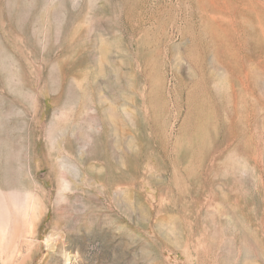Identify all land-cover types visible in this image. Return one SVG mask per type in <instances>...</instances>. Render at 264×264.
I'll use <instances>...</instances> for the list:
<instances>
[{
  "label": "rangeland",
  "instance_id": "rangeland-1",
  "mask_svg": "<svg viewBox=\"0 0 264 264\" xmlns=\"http://www.w3.org/2000/svg\"><path fill=\"white\" fill-rule=\"evenodd\" d=\"M0 264H264V0H0Z\"/></svg>",
  "mask_w": 264,
  "mask_h": 264
},
{
  "label": "bare ground",
  "instance_id": "bare-ground-1",
  "mask_svg": "<svg viewBox=\"0 0 264 264\" xmlns=\"http://www.w3.org/2000/svg\"><path fill=\"white\" fill-rule=\"evenodd\" d=\"M219 1V0H218ZM213 3H214V1H213ZM215 4V3H214ZM217 5V4H216ZM207 6V5H206ZM211 5H209V7H210ZM207 8V7H206ZM217 9V8H216ZM218 9H219V6H218ZM205 15V14H204ZM223 18V17H222ZM235 21V20H234ZM233 22V21H232ZM262 31V30H261ZM235 34V33H234ZM231 42V41H230Z\"/></svg>",
  "mask_w": 264,
  "mask_h": 264
}]
</instances>
